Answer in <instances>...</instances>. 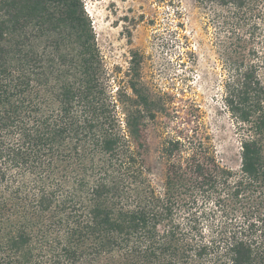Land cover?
Here are the masks:
<instances>
[{
	"label": "trees",
	"instance_id": "obj_1",
	"mask_svg": "<svg viewBox=\"0 0 264 264\" xmlns=\"http://www.w3.org/2000/svg\"><path fill=\"white\" fill-rule=\"evenodd\" d=\"M200 1L221 12L240 163L172 138L156 186L149 96L137 69L112 88L82 1L0 0V264H264V0Z\"/></svg>",
	"mask_w": 264,
	"mask_h": 264
},
{
	"label": "rangeland",
	"instance_id": "obj_2",
	"mask_svg": "<svg viewBox=\"0 0 264 264\" xmlns=\"http://www.w3.org/2000/svg\"><path fill=\"white\" fill-rule=\"evenodd\" d=\"M81 1L112 88L130 94L137 69L138 89L149 96L139 151L152 184L165 175L161 148L176 137L206 136L219 163L237 170L239 137L223 104L221 12L200 0Z\"/></svg>",
	"mask_w": 264,
	"mask_h": 264
}]
</instances>
